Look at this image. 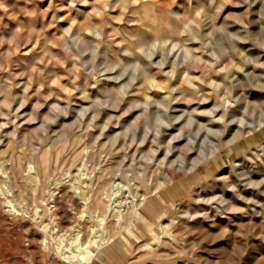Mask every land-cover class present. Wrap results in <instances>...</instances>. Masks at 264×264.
<instances>
[{
	"label": "rangeland",
	"instance_id": "374dc122",
	"mask_svg": "<svg viewBox=\"0 0 264 264\" xmlns=\"http://www.w3.org/2000/svg\"><path fill=\"white\" fill-rule=\"evenodd\" d=\"M93 1L0 0V172L10 175L18 155L16 162L24 180L23 197H13L12 190L7 187L2 188L6 194L0 192V199L7 196L9 200L0 205V264H68L61 253L65 244L73 247L70 235L58 238L55 231L49 228L44 231L40 224L54 225L49 209L53 210L55 201L59 208L56 212L61 213L58 217L63 218L64 224L69 221L70 225L76 226L75 230L79 225L83 226L80 237L86 238L85 229L90 223L84 218L94 210L76 203L77 194L68 184H72L77 192L89 177L93 179V174H99L101 168L111 176L102 192L104 201L111 198L108 201L111 206L124 203L122 208L128 211H122L126 213L121 214L119 222H115V211L112 210L116 207L111 211L106 209L107 212L96 211L99 217L103 215L99 225L102 229L112 225L115 229L97 237L100 246L91 248L94 256L86 258L85 264H264V121L257 125L264 117V67L257 65L253 71L248 66L243 67L232 79L237 82L246 74L256 76L262 73L259 74L262 81H256L257 87H250L249 105H256V100H260L263 110L255 106L257 109L254 108L253 114H244L251 118L249 120L254 128H244L242 134L237 135L239 125L235 120L239 117L229 122L230 117L226 115L222 120L212 121L206 119L207 114L188 112L190 110L182 102H168L166 109L163 106L155 109L151 103V127L144 139L155 138L157 128L161 132L157 136V144L153 146L155 150L150 153L146 140L138 142L142 138L140 119L144 116L139 113L138 107L130 106L129 111L125 109L129 97H140L137 84H134L136 80L131 82L129 78L130 74H136L137 65L100 63L95 51H80L71 56V46L77 49L80 45L79 41L69 38L76 29L86 32L85 28L104 25ZM222 1L226 4L219 9V22L225 15L233 38H237L238 48L248 54L255 51L258 48L256 40L264 38L261 34L264 27L255 22L248 29L240 23V19L243 14H248L250 18L264 17V0ZM195 3L203 13L210 4L208 0H179L175 8L193 16L196 13L193 10ZM173 10L169 7L168 14L174 20L182 19V15ZM111 13L109 17L115 18L116 14ZM201 21L202 29L209 32L210 23L203 18ZM122 25L119 24L122 32L134 34L135 31L130 28L132 25ZM86 33L85 46L89 47L95 40L97 43V38L90 32ZM110 40L107 37L97 46L99 52L114 60V53L118 54L120 48L116 45L118 40L108 45ZM179 52L177 50L175 54ZM119 53L122 54V51ZM253 54L251 56L257 53ZM170 55L174 57L172 53ZM256 56L264 61V48ZM157 59L154 54L149 60L152 62V73L156 72L162 78L163 73L156 66ZM73 60L77 65L72 63ZM162 67V70H167ZM117 87H126L123 101L103 109L102 106L95 109L94 104L91 106ZM83 88L89 98L83 97ZM159 93L162 90H149L152 96ZM4 97L8 98L7 105ZM79 104L84 111L82 116ZM210 105V101L205 102L206 107ZM89 107L101 112L84 129L82 124L75 123L80 117L91 116ZM189 114L199 118L200 132L206 134L205 137H199L201 133L195 136V147L203 141L200 152L192 148L187 154L188 166L184 169L164 170L165 165L178 159L175 150L165 155L167 147L187 142L188 128L183 125V119ZM174 116L180 117L174 120ZM218 116L219 113L215 117ZM165 122L170 124L169 127L165 126ZM191 125L190 129L195 131L197 126L194 123ZM12 128L16 130L15 135ZM127 134L129 138L134 136L133 139L129 140ZM167 139L169 142L172 139V144ZM128 141L132 143L126 144ZM31 142L37 148L32 156ZM101 147L106 149V154ZM43 152L47 155L49 166L46 175L38 177L39 182L42 181L38 184L27 168L31 163L38 164ZM92 152L100 158L94 157L97 159L94 164L88 160ZM191 159L197 160L194 163ZM89 167L93 168L92 171L95 169L94 173ZM152 171L156 172L160 185L151 192L142 187L147 191V201L139 206V214L130 215V206L137 203L140 194L133 183ZM147 179L146 183L153 185L149 183V175ZM80 181H83L82 184ZM128 214L131 218L126 217ZM211 214H218V218ZM158 215L161 222L174 223L176 229L173 233L156 228L153 218ZM148 227L151 232H148ZM43 235L46 242L42 240Z\"/></svg>",
	"mask_w": 264,
	"mask_h": 264
},
{
	"label": "bare ground",
	"instance_id": "6f19581e",
	"mask_svg": "<svg viewBox=\"0 0 264 264\" xmlns=\"http://www.w3.org/2000/svg\"><path fill=\"white\" fill-rule=\"evenodd\" d=\"M69 1L71 2L74 0H69ZM84 1L86 0H81V2ZM178 1L179 0H94L93 5L97 6V13L101 16V20L103 21L104 25L102 27H93V28L88 27L85 28V30L86 32H90L91 36L98 39L97 43H95L96 42L95 40V42L90 44L89 47L85 46V41L87 40L86 39L87 33L84 30L76 29L69 36V38L70 39L74 38L75 40L79 41L80 45H78L77 49L71 46L72 47L71 56L73 55L76 56L77 53L80 51L84 53L86 51H91V52L95 51L96 52L95 56L96 55L98 56V60L100 63L105 62L108 64V62H113V63L124 62V64L122 63V66L125 64L127 65L129 63H132L130 65L133 64L137 65V69L135 71L136 74L135 75H133L134 73L132 75L130 74L129 78L131 82L136 80L134 84H137L136 87L138 93L140 94V97L139 98L129 97V99L126 101L125 109L126 111H129L128 109L130 108V106L138 107L139 113L144 116L143 118L139 116L141 118L140 119L141 123L139 126L140 129L142 130L141 131L142 138L141 140L139 139L140 141H138L140 143L146 140L144 138L145 136H147L146 134L148 133V130L151 127L150 121L152 120V115L149 110L151 103L155 105V107L153 106L155 109H157V106H161V107L163 106L166 109V107L168 108V102L169 103L172 101L182 102L184 103V107L190 110L188 112H196L200 114L202 113L204 115L207 114L208 116L206 117V119L212 121L222 120L226 115H229L230 117L229 122L233 121L234 117H239L238 119L235 120V123L239 125L237 130V135L242 134L244 128H254L253 123L251 122V120H249L251 118L248 119L247 118L248 116H244V114L245 115L246 114L248 115L250 113L253 114L252 112H254V108L256 107H260V111L263 110V107H261L260 100H259L260 102L256 100V105H249V98L250 95L252 94V92L250 91V87L253 86L257 87L256 81L257 82L262 81V76L259 75L262 73H259L256 76L255 75L250 76L246 74L245 76H243V78L240 77L242 78V80H237V82H233L232 79L236 76V73L239 71V69L243 67L246 68L248 66V68L252 71L254 67H256L257 65H261L264 67V61L260 60V58L256 56L258 55V53L262 51V48H264V44L262 43V41L264 42V38L261 40H256V44L258 45V48L255 51L252 52L250 51L248 54L242 48H238L239 44L236 40L237 38H233L232 36L233 32L229 28L230 26L225 15L219 22V14H220L219 9L226 4L224 3V1L208 0V2L210 3L209 8L204 13L201 12V9L199 10L200 6L197 3H195L193 5V10L194 12L196 11V13L193 16L192 13L187 14V12L175 8V5L178 4ZM183 1L186 2V0ZM169 7L173 8L174 9L173 11H175L176 14H181L182 19L174 20L170 16V14H168L167 9L169 10ZM111 12H114L116 14L115 18L109 17V14H112ZM202 18L203 20H207V22L210 23L209 27L211 30L209 29L210 30L209 32L208 31L205 32L202 29V25H203L201 21ZM115 22L119 24H123L122 25L123 27L132 25L133 27L130 28L133 29V31H135L136 33L134 32V34L133 33L131 34V33L122 32L119 24H115ZM255 22H258V25H260V27H264V17L254 16L250 18L248 14H243V16H241L240 19V23L243 26H247L248 29L250 24L251 23L254 24ZM248 31L249 30H247V32ZM118 34H120V37H118ZM261 34L264 35V29L263 32H261ZM107 37L111 39L110 41L107 42L108 45H111V43L114 40L115 41L118 40L116 45L120 49L117 50L118 54L114 53L115 55L114 60L110 59V57H108L107 54L104 55V53L99 52V46H97V44L105 40V38ZM113 38L116 39L113 40ZM246 38H248V35L246 36ZM120 50L122 51V54L119 53ZM177 50H180V52L175 54ZM171 53L172 56L174 57H169ZM253 53H257V54L255 56H251V54ZM154 54H156V56L158 57L157 59L158 62L156 63L157 64L156 66L160 68L159 71L163 73L162 78L159 77L156 72L152 73L153 72V69L151 68L152 62L149 60L151 56ZM72 63H75L77 65L75 60H73ZM114 66L116 67L117 65ZM162 66L166 67L167 70L166 71L162 70L161 69ZM129 68L127 69L129 70ZM121 69H123V67ZM121 69L119 70L120 73H121ZM198 72L199 74H197ZM155 88L158 90H162V93L164 94L161 95L162 93H159L158 95H153V96L149 94V90ZM125 89L122 87H117L116 89L112 90L110 95H107L106 97H104L103 100H100V102L96 101L91 103V106H93L94 104L95 109L97 106H102L103 109L104 106L107 105L112 106V104L118 101H123L124 100L123 97L125 95L124 93H126ZM84 91L85 88H83L81 91L83 97L89 98L88 95L84 94ZM4 98H5V104L7 105L9 103L8 98L7 97ZM208 101H210L211 103L210 107L205 106V102ZM80 105L81 104H79V106ZM90 108L91 107H89V109ZM89 109L88 111L90 112L91 116L89 118L88 116H86L84 119H81L80 117V119L78 118L79 120H77V122L75 123V124H82L81 128L87 129V127L89 126V124H91L94 117H97L101 112L99 110H95L92 108L91 110ZM219 109L220 111L217 112ZM81 110L82 109L80 106L79 111L82 112L81 113L82 116L84 114V111ZM139 113L138 115H140ZM218 113L219 116L216 118L215 116H217ZM238 114L239 116H237ZM14 117H16V115H14ZM179 117L180 116H174L173 119L176 120ZM198 119H199L198 117H192L190 114L189 116L183 119V125L187 126L188 128V132L186 134L187 142H185V144L182 145H176L173 143V145L168 146L167 149L165 148L166 149L165 155L175 150L176 158L178 159H176L174 163L173 161H171L168 165H165L164 170H167L169 168L170 169L173 168L172 170L184 169L185 166H188L187 164L189 162V158L187 154L190 153L192 148L194 147V149H198V152H200L203 141L199 144V146L196 147L193 145V142L195 136H197L199 133H201L199 137H201L202 135L205 137L206 134L204 131L200 132L201 129ZM133 121L136 120L133 119ZM263 121H264V117L263 120L258 121L257 122L258 124L257 123L256 124L261 125V122ZM192 123H194V125L197 126V129L195 131L193 129H190ZM156 124H160V123H156ZM169 125H170L169 123L165 124V126L167 127H169ZM240 127H242V129ZM154 128L157 127L155 126ZM159 129L160 128H157L155 130V135H156L155 138L153 137L150 140L147 139L145 141V143L148 144V150L150 153L155 150L153 146L154 144H157L156 142L157 136L161 132V130ZM12 130H13L12 131L13 134L15 135L16 130L14 128H12ZM179 130H181V128H179ZM125 131L127 132V130ZM125 131L124 133L126 135ZM207 132L208 129L206 128V133ZM99 135L101 136V134ZM126 137H128V134ZM133 137L131 138L133 139ZM176 137L179 136L177 135ZM131 138H129V140ZM167 141L169 142V139H167ZM171 141L169 142V144L170 143L172 144ZM113 142H115L114 138H113ZM129 142L130 141H128L126 144H128ZM197 142L198 141H196V145ZM165 144L168 145V143ZM29 146H30V155L32 156L37 152V148L33 142L29 143ZM101 148L104 149L103 147ZM104 150L103 152L105 153L106 149ZM101 152L102 151H100L99 153ZM94 157L98 159L97 154L96 156H94V152L88 155V160L89 162L91 161L92 164H94L95 161L97 160ZM14 160L15 161H13L12 164L13 169L11 170L12 172L10 175L6 174V172L4 171L0 172L1 175L0 192L6 194L2 188L5 189L7 187L12 190L13 197L21 198L23 197L22 183L24 180L22 179L20 174V166L16 162L18 160V155H17V160L16 158ZM191 160L192 162L195 163L197 159H191ZM111 163L113 162L111 161ZM34 164L32 165L31 163L30 165H28L27 171L30 174L32 172L34 176L31 175V177L33 176L32 178L38 180L40 179L38 177L39 176L44 177V175H46L48 170L49 164L47 162V155L45 154V152L41 154L39 163L38 164L34 163ZM190 166H193V164H191ZM93 168L92 169L90 168L91 171L93 170ZM105 170L106 169L101 168L99 174L96 173L95 176L93 174L94 177L93 179L89 177V180L85 181V184L81 185L80 188H78L77 192H75L76 188L72 184H68V186L73 189L74 193L77 194L76 203L78 202L83 207L85 208L88 207L94 210L93 213H97L100 210L105 211L106 209L111 211L110 210L111 208L116 207L115 209H112L115 211V216L112 214L111 216L115 217V222H119L122 219L121 214L122 213L125 214L126 211H128V209L122 208L125 205L124 203L120 202L121 200L119 201L120 203H115V205L117 204L116 206H111V202L110 204L108 203V201L111 199L109 198V196H108L109 200L106 201L107 203L104 201L103 190L108 185L109 180H111L110 179L111 176L108 175L109 173L107 172L104 173ZM94 171L92 172L94 173ZM145 175H142L140 178H137L138 181L136 180L137 182L133 183L135 184V186L132 185V187L134 186L135 189L140 190V194L137 203L130 206L131 208L130 215L133 214V216L134 215L136 216L137 214H139V212H141L139 206L142 205L145 201H147L146 200L147 191L151 192V189L155 190L160 185V181L157 178L155 171L149 172L148 174L149 178L151 177V180L149 179L150 181L149 183H153V185L146 183V181L148 180L147 179L148 175L147 177H145ZM31 177L29 178L30 180ZM33 182L35 181L33 180ZM82 182L83 181H80V184H82ZM37 183L41 184L42 181L39 182L38 180ZM35 184L36 183H34V187ZM150 185H152L151 188L148 187ZM142 187L146 188L147 191L146 189L145 190L141 189ZM133 195L135 194L133 193ZM8 202L9 200L7 196H4L3 199L2 198L0 199V205ZM72 202L74 203V200H72ZM54 203H55L53 205L54 211L52 209H49V211L51 210L50 217L53 219L54 225L48 226L45 223V224H40V226L44 231L47 230V228L51 229L52 232L55 231L58 238L59 237L61 238L62 236L67 237L68 235H70L68 237L70 243L73 244V247L67 246V244H65L66 246H64L63 251L61 253L62 257L65 259V261L68 264H85L88 257L94 256L93 255L94 253L91 250V248L100 246L99 242H97L98 241L97 237L100 238V235H102L103 233H105L104 235H106L107 233H111V231L115 229V226L112 225L107 229L104 228L102 229V227L99 225L104 219L103 215L102 216L100 215L99 217L98 213L97 214L91 213V215H86L84 218V220H86V222H89L90 224L88 225L89 227H86L85 229L86 238L82 239V237H80L82 236V233L80 234V232L84 230V227L79 225L78 229L75 230L76 226L70 225L68 223L69 221L67 222V225L64 224V222L62 221L63 218L61 219L60 218L61 216L58 217V215H61V213L57 214L56 209L58 210L59 208L56 206L57 204L55 201ZM58 206H62V205H58ZM107 210L105 212H107ZM124 210H126L125 213L122 212ZM114 211H112L113 214ZM221 213L222 212H219V215H222ZM101 214H103V212H101ZM80 215L83 216V213L81 212ZM128 215L126 217L129 218L130 215L129 216ZM217 215L218 214H211L210 216L218 218ZM224 217L225 215L223 216V218ZM94 220L95 223L93 222ZM153 220L155 221L156 228L158 230L160 229L161 232L173 233L176 229L174 223H171V221L164 223L161 222L159 215L153 218ZM72 231H74L73 234L71 233ZM151 231L152 229L148 227V232ZM102 237H103L102 240L105 239L104 236ZM42 240L43 241L46 240L45 235L42 236ZM68 241L67 243H69Z\"/></svg>",
	"mask_w": 264,
	"mask_h": 264
}]
</instances>
